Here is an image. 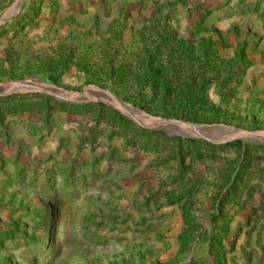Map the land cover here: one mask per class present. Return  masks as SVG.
<instances>
[{"label":"rangeland","instance_id":"1","mask_svg":"<svg viewBox=\"0 0 264 264\" xmlns=\"http://www.w3.org/2000/svg\"><path fill=\"white\" fill-rule=\"evenodd\" d=\"M28 80L116 98L0 90V264H264V0H21Z\"/></svg>","mask_w":264,"mask_h":264},{"label":"water","instance_id":"2","mask_svg":"<svg viewBox=\"0 0 264 264\" xmlns=\"http://www.w3.org/2000/svg\"><path fill=\"white\" fill-rule=\"evenodd\" d=\"M20 1L18 0L17 3L15 4L13 10L9 12L3 20L0 21V26L4 24L9 18L13 17L20 9ZM6 88V90L9 93H15V92H24L27 90H35L36 92H42L47 95L55 96L57 98L61 99H66L70 101H86L89 100L90 98L88 97L89 95L92 96L94 93H98L99 95L107 96V97H112L116 98L113 94L107 91L100 90L98 88H88L84 92H75V93H70L67 91H64L62 89L53 87L51 85L45 84L42 80H28V81H22V82H16V83H11L7 85L0 86V90ZM119 101V100H118ZM156 123H154V127H159V126H178V125H186L182 121H172V120H160V119H154ZM189 126L192 128V130H200L202 133H204L205 127L201 126H195L192 124H189ZM234 132L238 133L239 137H245V138H250L254 136V134L247 133L241 130H236L232 129Z\"/></svg>","mask_w":264,"mask_h":264},{"label":"bare ground","instance_id":"3","mask_svg":"<svg viewBox=\"0 0 264 264\" xmlns=\"http://www.w3.org/2000/svg\"><path fill=\"white\" fill-rule=\"evenodd\" d=\"M128 107V109L129 110H131V111H134V112H136L137 114H142L141 112H139L138 110H135L133 107H131V106H127ZM143 115V114H142ZM153 122H155V120H153ZM156 123V122H155ZM178 126H180V125H178ZM180 127H184L183 125H181Z\"/></svg>","mask_w":264,"mask_h":264},{"label":"trees","instance_id":"4","mask_svg":"<svg viewBox=\"0 0 264 264\" xmlns=\"http://www.w3.org/2000/svg\"><path fill=\"white\" fill-rule=\"evenodd\" d=\"M190 142H191V143H195L196 141H194V140H190ZM232 144H234V145H240V142H238V141L236 142V141H235V142H232Z\"/></svg>","mask_w":264,"mask_h":264}]
</instances>
